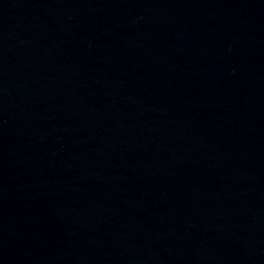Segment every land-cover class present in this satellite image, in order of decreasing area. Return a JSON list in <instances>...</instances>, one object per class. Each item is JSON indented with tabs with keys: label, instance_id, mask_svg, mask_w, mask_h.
I'll return each instance as SVG.
<instances>
[{
	"label": "water",
	"instance_id": "95a60500",
	"mask_svg": "<svg viewBox=\"0 0 264 264\" xmlns=\"http://www.w3.org/2000/svg\"><path fill=\"white\" fill-rule=\"evenodd\" d=\"M0 264H264V0H0Z\"/></svg>",
	"mask_w": 264,
	"mask_h": 264
}]
</instances>
